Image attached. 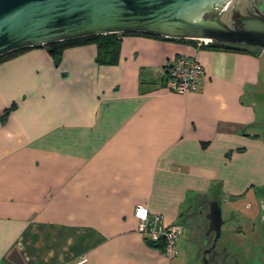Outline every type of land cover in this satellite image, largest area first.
<instances>
[{
  "label": "crops",
  "instance_id": "crops-1",
  "mask_svg": "<svg viewBox=\"0 0 264 264\" xmlns=\"http://www.w3.org/2000/svg\"><path fill=\"white\" fill-rule=\"evenodd\" d=\"M119 35L110 62L87 43L0 63V264H176L136 205L194 227L264 189V50ZM180 56L205 70L184 95L163 72Z\"/></svg>",
  "mask_w": 264,
  "mask_h": 264
},
{
  "label": "water",
  "instance_id": "water-1",
  "mask_svg": "<svg viewBox=\"0 0 264 264\" xmlns=\"http://www.w3.org/2000/svg\"><path fill=\"white\" fill-rule=\"evenodd\" d=\"M232 0H0V57L34 47L85 37L138 33L148 36L242 45L264 50V15L241 16L229 27L220 14ZM220 5L217 16L207 15ZM261 11V7L259 9ZM253 98L264 104V88ZM208 230L212 245L223 220L217 199L209 202ZM234 264H240L235 260Z\"/></svg>",
  "mask_w": 264,
  "mask_h": 264
},
{
  "label": "rangeland",
  "instance_id": "rangeland-1",
  "mask_svg": "<svg viewBox=\"0 0 264 264\" xmlns=\"http://www.w3.org/2000/svg\"><path fill=\"white\" fill-rule=\"evenodd\" d=\"M260 7L264 15V0H232L221 12L220 21L233 27L237 23V18ZM217 12L218 10L212 11L207 17L213 18L217 16ZM260 120L264 125L263 112L260 113ZM261 135L264 140V133ZM220 200L223 220L220 244L225 246L227 253L241 264H264V189L248 193L236 201L231 198ZM196 218L199 220L201 216L196 215ZM202 221L196 222L195 225H202ZM182 226L183 235L179 241L176 264H202L203 246L202 244L198 246L199 239L194 237L196 232L199 234L198 230L195 226L191 227L188 222L182 223ZM199 235L201 236L202 232Z\"/></svg>",
  "mask_w": 264,
  "mask_h": 264
},
{
  "label": "built area",
  "instance_id": "built-area-1",
  "mask_svg": "<svg viewBox=\"0 0 264 264\" xmlns=\"http://www.w3.org/2000/svg\"><path fill=\"white\" fill-rule=\"evenodd\" d=\"M199 46H206L212 41L198 40ZM166 86L171 92L187 94L194 92L199 87V80L205 74L204 67L194 58L187 56L178 57L173 64L164 71ZM136 220V233L153 246L161 243L160 251L163 256L171 261L177 257V241L183 235V226L180 223L165 224L161 214L151 213L147 206L136 205L133 211Z\"/></svg>",
  "mask_w": 264,
  "mask_h": 264
},
{
  "label": "trees",
  "instance_id": "trees-1",
  "mask_svg": "<svg viewBox=\"0 0 264 264\" xmlns=\"http://www.w3.org/2000/svg\"><path fill=\"white\" fill-rule=\"evenodd\" d=\"M124 34H131V35H143L148 36L144 34H138V33H124ZM122 35V34H121ZM119 34H106V35H97V36H91V37H85L81 39L76 40H69V41H62V42H56L48 45H43L40 47H45L48 51V53L54 58V60L59 59L61 57V54L65 48L72 45H78V44H87V43H94L97 46L98 49V60L99 61H112V55L116 51L118 46V37ZM148 37H157V36H148ZM163 38L165 40L170 41H189L187 39H172V38H165V37H159ZM204 46V45H202ZM208 48L213 49H225V50H237L242 52H251L252 48L242 45H230V44H222L217 42H211L208 45H206ZM39 48V47H34ZM254 49H260V48H254ZM26 49L5 55L3 57H0V63L3 61L8 60L10 57L16 55L17 53L24 51ZM7 114V111L4 113V117Z\"/></svg>",
  "mask_w": 264,
  "mask_h": 264
},
{
  "label": "flooded vegetation",
  "instance_id": "flooded-vegetation-1",
  "mask_svg": "<svg viewBox=\"0 0 264 264\" xmlns=\"http://www.w3.org/2000/svg\"><path fill=\"white\" fill-rule=\"evenodd\" d=\"M254 14L263 15V12L260 11L258 8V9H254L253 12H247L245 16L254 15ZM238 23L239 21L237 20L236 24ZM194 226L196 227V230H198L199 234L200 232H202L201 236L197 232H196V236H194L195 239L196 238L199 239V241H197V243L199 244L198 246H201L202 244L203 250H206L212 245L215 235L213 232H210L207 235H205L206 231L208 230V221L205 224L203 223L200 226H196V225ZM219 239L216 241L215 247L206 255L208 264H234L236 258L232 256L231 254L227 253L225 246L223 247L220 244ZM203 250H202V253H203Z\"/></svg>",
  "mask_w": 264,
  "mask_h": 264
},
{
  "label": "bare ground",
  "instance_id": "bare-ground-1",
  "mask_svg": "<svg viewBox=\"0 0 264 264\" xmlns=\"http://www.w3.org/2000/svg\"><path fill=\"white\" fill-rule=\"evenodd\" d=\"M227 6H228V5H227ZM227 6H226V7H227ZM215 7H216V10H219L220 5H216ZM224 10H225V9H224Z\"/></svg>",
  "mask_w": 264,
  "mask_h": 264
}]
</instances>
